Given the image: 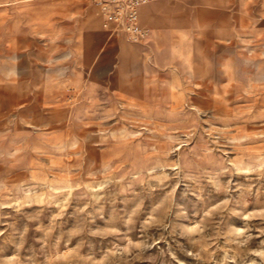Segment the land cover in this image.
Wrapping results in <instances>:
<instances>
[{
    "label": "rangeland",
    "instance_id": "374dc122",
    "mask_svg": "<svg viewBox=\"0 0 264 264\" xmlns=\"http://www.w3.org/2000/svg\"><path fill=\"white\" fill-rule=\"evenodd\" d=\"M0 0V264H264V0Z\"/></svg>",
    "mask_w": 264,
    "mask_h": 264
},
{
    "label": "built area",
    "instance_id": "2783aa9c",
    "mask_svg": "<svg viewBox=\"0 0 264 264\" xmlns=\"http://www.w3.org/2000/svg\"><path fill=\"white\" fill-rule=\"evenodd\" d=\"M153 0H91L106 31L122 32L133 41L143 40L149 29L139 19V7Z\"/></svg>",
    "mask_w": 264,
    "mask_h": 264
}]
</instances>
